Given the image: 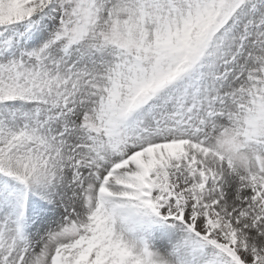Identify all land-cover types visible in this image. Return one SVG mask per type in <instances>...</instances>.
<instances>
[{
    "label": "snow or ice",
    "instance_id": "obj_1",
    "mask_svg": "<svg viewBox=\"0 0 264 264\" xmlns=\"http://www.w3.org/2000/svg\"><path fill=\"white\" fill-rule=\"evenodd\" d=\"M0 264H264V0H0Z\"/></svg>",
    "mask_w": 264,
    "mask_h": 264
}]
</instances>
